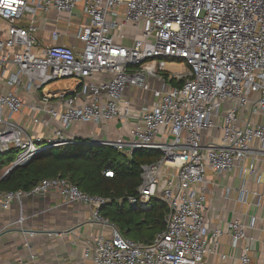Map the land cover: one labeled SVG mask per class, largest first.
<instances>
[{
	"label": "built area",
	"instance_id": "1",
	"mask_svg": "<svg viewBox=\"0 0 264 264\" xmlns=\"http://www.w3.org/2000/svg\"><path fill=\"white\" fill-rule=\"evenodd\" d=\"M78 6L84 22L76 27L77 45L55 44L60 32L53 29V43L42 46L38 20L51 11L71 16ZM127 29L131 39L124 36ZM166 61L180 64V71H167ZM63 81L77 88L49 92ZM129 89L150 93L155 102L125 137H64L77 123H129ZM245 109L260 115V123L242 125ZM49 121L57 126L51 137L28 132L27 123L46 127ZM71 144L107 146L127 157L135 150L160 153L155 163L141 166L138 196L127 199L141 209L154 198L166 204L165 228L150 244L122 237L99 214L105 199L60 177L28 192H0V209L54 191L66 204L89 206L90 223L110 230L107 237L85 240L84 260L203 264L221 235L203 221L207 170L220 176L239 169L258 183L261 178L254 166L264 157V0H0V155L14 150L12 164L21 166L37 153ZM249 194L261 206L264 196L244 188L237 191L238 202L246 203ZM227 228L232 248L244 244L240 261L248 264L253 238L247 226L233 220Z\"/></svg>",
	"mask_w": 264,
	"mask_h": 264
},
{
	"label": "crops",
	"instance_id": "2",
	"mask_svg": "<svg viewBox=\"0 0 264 264\" xmlns=\"http://www.w3.org/2000/svg\"><path fill=\"white\" fill-rule=\"evenodd\" d=\"M74 13L68 16L51 11L45 18H40L37 23L39 27L37 37L41 45L53 43L50 32L54 29L60 32L55 44L76 46L77 42L74 39L76 27L83 23L84 19L79 15L80 7H77ZM132 35L133 32L129 29L124 32L127 39H131ZM76 88V83L63 81L49 86L48 90L53 94H71ZM125 99L130 103L134 114L133 120L126 125L123 126L121 121H110L103 126L77 123L65 129L64 137L106 139L125 137L129 125L135 118L149 110L155 102L150 93L135 89H129ZM240 115L242 125L258 124L261 121L260 115H250L247 109L240 110ZM56 127L55 122L49 121L46 127L35 126L33 133L49 138ZM248 164L246 161L245 167ZM254 168L261 175L259 183L251 175L241 173L239 169L220 176L207 170L208 184L203 221L206 227L219 230L221 235L217 238L216 251L208 252L204 256L203 264H241L244 244L232 248L227 228L233 220L244 223L248 236L253 238L250 242L252 251L248 264H264V198L261 206H255L256 198L251 194L246 203L237 200L239 188L264 196V157L256 162ZM91 211L89 206L81 203L66 204L54 191L43 197L24 198L20 205L12 203L8 209H0V264H93L83 258L84 242L89 237H107L110 230L90 223ZM20 217L22 222L18 223ZM252 217L256 221L254 227L250 229L248 227ZM26 231H33V236L29 237ZM26 242L29 248L24 247ZM221 256H225V259L221 260Z\"/></svg>",
	"mask_w": 264,
	"mask_h": 264
},
{
	"label": "trees",
	"instance_id": "3",
	"mask_svg": "<svg viewBox=\"0 0 264 264\" xmlns=\"http://www.w3.org/2000/svg\"><path fill=\"white\" fill-rule=\"evenodd\" d=\"M6 155V160H0V177L14 162L16 152L10 150ZM160 157L155 150H135L127 157L107 146H57L35 154L26 164L12 169L0 180V192H28L44 179H67L83 193L106 200L99 214L122 237L150 244L165 228L166 204L154 198L149 209H141L130 206L127 199L138 196L141 166L153 164ZM107 170L112 177L104 176Z\"/></svg>",
	"mask_w": 264,
	"mask_h": 264
},
{
	"label": "rangeland",
	"instance_id": "4",
	"mask_svg": "<svg viewBox=\"0 0 264 264\" xmlns=\"http://www.w3.org/2000/svg\"><path fill=\"white\" fill-rule=\"evenodd\" d=\"M80 7V6H78ZM72 29V28H70ZM181 65L172 61H166V70L169 72H173V73H177L180 71ZM123 126L126 125V123L122 124ZM26 126H30V128L28 129V132L32 135H34L35 133H33V131L35 130V126H31V124L27 123ZM41 146V145H40ZM8 158V155L3 154L0 155V160H6ZM13 159H15V156L13 157Z\"/></svg>",
	"mask_w": 264,
	"mask_h": 264
},
{
	"label": "water",
	"instance_id": "5",
	"mask_svg": "<svg viewBox=\"0 0 264 264\" xmlns=\"http://www.w3.org/2000/svg\"><path fill=\"white\" fill-rule=\"evenodd\" d=\"M19 165H15V164H12L5 172L4 174L0 177V180H3L5 178V176L12 170L14 169L15 167H17Z\"/></svg>",
	"mask_w": 264,
	"mask_h": 264
}]
</instances>
